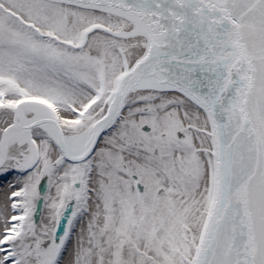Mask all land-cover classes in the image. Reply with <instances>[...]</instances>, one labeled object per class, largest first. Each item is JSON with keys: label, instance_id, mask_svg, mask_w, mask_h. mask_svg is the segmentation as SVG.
Segmentation results:
<instances>
[{"label": "snow or ice", "instance_id": "obj_1", "mask_svg": "<svg viewBox=\"0 0 264 264\" xmlns=\"http://www.w3.org/2000/svg\"><path fill=\"white\" fill-rule=\"evenodd\" d=\"M0 264H264V0H0Z\"/></svg>", "mask_w": 264, "mask_h": 264}]
</instances>
